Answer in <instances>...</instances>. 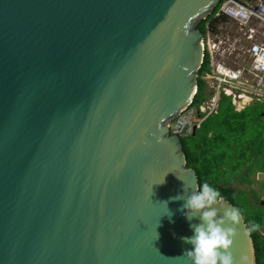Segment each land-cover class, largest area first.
Wrapping results in <instances>:
<instances>
[{
	"label": "water",
	"instance_id": "95a60500",
	"mask_svg": "<svg viewBox=\"0 0 264 264\" xmlns=\"http://www.w3.org/2000/svg\"><path fill=\"white\" fill-rule=\"evenodd\" d=\"M220 1L0 0V264H193L170 123ZM241 215L235 261L257 264Z\"/></svg>",
	"mask_w": 264,
	"mask_h": 264
},
{
	"label": "trees",
	"instance_id": "16d2710c",
	"mask_svg": "<svg viewBox=\"0 0 264 264\" xmlns=\"http://www.w3.org/2000/svg\"><path fill=\"white\" fill-rule=\"evenodd\" d=\"M223 1L221 0L216 9L198 24L204 36L207 35L208 22L212 32H217L219 23L229 21L228 16L224 14L215 16ZM239 1L247 3L254 0ZM209 68L210 59L206 53L199 69L198 90L193 101L195 105H199L210 95L202 77L204 71ZM257 120L264 121L263 102L256 101L242 110H237L231 97L222 94L218 112L208 116L195 135L181 138L187 164L196 169L200 186L207 182L219 189L226 199L244 213L248 228L252 223L260 226L257 231L251 232V236L255 245L257 264H264V214L256 211V209L262 211L264 207L256 205L244 190L231 184L234 180L252 184L256 179L252 178V175L264 170V164L262 166L261 160H257L258 157L264 156V139L261 140L264 134L261 127L260 130L255 127ZM229 169L233 172L238 171L242 180L237 175L229 176ZM241 201L246 204L244 209Z\"/></svg>",
	"mask_w": 264,
	"mask_h": 264
},
{
	"label": "built area",
	"instance_id": "2783aa9c",
	"mask_svg": "<svg viewBox=\"0 0 264 264\" xmlns=\"http://www.w3.org/2000/svg\"><path fill=\"white\" fill-rule=\"evenodd\" d=\"M226 15L238 27L243 38L251 40L244 54L249 56L248 66H230L221 55L232 49V44L220 39V27L212 32L207 23V35L203 47L210 59V68L202 77L210 92L199 105L192 101L170 123V133L180 137L191 135L202 127L204 120L218 112L222 94L231 97L237 110L258 101L264 103V0L256 5L239 0H224L215 16ZM206 19V18H205ZM262 25L263 31L257 27ZM245 30V33H244ZM239 36L235 39L237 40ZM235 44V43H233ZM205 58V57H204ZM252 102V103H251Z\"/></svg>",
	"mask_w": 264,
	"mask_h": 264
},
{
	"label": "clouds",
	"instance_id": "9594fccd",
	"mask_svg": "<svg viewBox=\"0 0 264 264\" xmlns=\"http://www.w3.org/2000/svg\"><path fill=\"white\" fill-rule=\"evenodd\" d=\"M171 199L184 201L183 209H187L185 216L189 221H200L190 225L194 232L191 237H182L193 246L182 256L193 264H236L232 249L242 221L240 209L228 205L221 191L207 182L191 191L185 188L183 194ZM259 227L252 223L248 232H255Z\"/></svg>",
	"mask_w": 264,
	"mask_h": 264
},
{
	"label": "rangeland",
	"instance_id": "374dc122",
	"mask_svg": "<svg viewBox=\"0 0 264 264\" xmlns=\"http://www.w3.org/2000/svg\"><path fill=\"white\" fill-rule=\"evenodd\" d=\"M260 1L261 0H254V1H251V2H247V3L249 5H256ZM257 27L260 29V31H263L262 25L257 24ZM220 29H221V33L218 34L220 36V39H222L223 41H225L227 43H231L232 44V49L228 50L226 53H223L221 55V57L225 61V63L227 65H230V66H233V67L241 66V65L248 66V63H249L250 59H249V56L247 54H244V50H246L248 48L251 40H246V38H243L242 34L240 33L241 31L232 22L224 23L220 27ZM244 33H245V30H244ZM237 36H239V38L236 40L235 38ZM233 43H235V44H233ZM255 127L257 129H259V127H261L262 130H263V134H264V121L257 120L255 122ZM263 139H264V136L261 137V140H263ZM257 160L258 161L261 160V162H262L261 165L263 166V164H264V156L258 157ZM228 171H229V176L230 175L231 176L232 175H237L238 178L242 180V176L239 174L238 171L233 172V171H230V169ZM252 177L254 178V175H252ZM231 184L233 186H236L238 189L244 190L245 193L247 194L248 198H250V199L254 198V196H257L255 190L251 188V187H259V184L257 183L256 179L254 180V182L252 184H250L248 182H245V181H239V180L238 181L234 180ZM262 184L264 185L263 181H262ZM262 195H263V193L260 194L261 197L258 198V200H260V199L264 200V197H262ZM240 203H241L242 209H243V207L245 208L246 205L244 204V202L242 203V201H241ZM256 211L259 212V213L264 214V210L259 211V210L256 209Z\"/></svg>",
	"mask_w": 264,
	"mask_h": 264
},
{
	"label": "flooded vegetation",
	"instance_id": "af4514ba",
	"mask_svg": "<svg viewBox=\"0 0 264 264\" xmlns=\"http://www.w3.org/2000/svg\"><path fill=\"white\" fill-rule=\"evenodd\" d=\"M255 178H256L257 183L259 184V187H251L252 189L255 190L256 195H257V196H254V198H252V201H253L256 205H263V207H264V200H262V199L258 200V198L261 197V196H260L261 193H263L262 197H264V185L262 184V181L259 180V179L257 178V176H256ZM263 182H264V181H263ZM245 205H246V204H245ZM243 209H244V207H243ZM242 213H243V212H242ZM243 215H244V213H243Z\"/></svg>",
	"mask_w": 264,
	"mask_h": 264
},
{
	"label": "crops",
	"instance_id": "0c3cea01",
	"mask_svg": "<svg viewBox=\"0 0 264 264\" xmlns=\"http://www.w3.org/2000/svg\"><path fill=\"white\" fill-rule=\"evenodd\" d=\"M260 171V170H259ZM259 171H257L256 175H254V178L257 176V174L259 173ZM253 178V177H252Z\"/></svg>",
	"mask_w": 264,
	"mask_h": 264
}]
</instances>
